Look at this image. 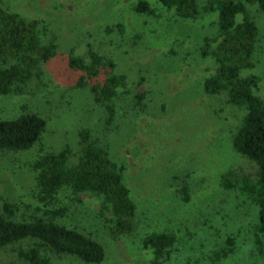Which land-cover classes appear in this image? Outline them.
Masks as SVG:
<instances>
[{
    "label": "rangeland",
    "instance_id": "obj_1",
    "mask_svg": "<svg viewBox=\"0 0 264 264\" xmlns=\"http://www.w3.org/2000/svg\"><path fill=\"white\" fill-rule=\"evenodd\" d=\"M12 1L11 7L21 14L44 21L59 46L57 54L38 63L37 74L22 91L0 94V118L15 117L24 110L45 117L40 138L29 148L0 150V211L7 201L12 205V219L43 214L51 205H44L35 195L30 162L41 151L64 144L76 152L78 129L104 123L103 106L93 103L86 88L76 85L81 71L67 66L70 48L86 59L85 50L91 43L112 56L117 69L127 74L126 89L130 90L115 99L110 137L101 134L99 139L105 142L117 137L110 148L123 158L124 181L137 206L135 230L115 235L103 218L109 213L100 212L98 197L79 193L76 200L61 191L54 206L67 209L55 220L94 236L103 245L104 258L86 263L46 250L48 264H152L151 251L141 245L140 236L159 229H172L176 236L162 264H210L211 251L229 236L233 250L217 264H264V235L261 252L254 242L256 205L237 190L220 185V175L226 170L255 175L253 162L230 144L243 110L228 104L224 93H204L199 84L212 62L200 58L197 47L203 36L214 34L216 12L177 19L158 0H146L152 14L135 12L132 5L137 0ZM196 1L203 4L207 0ZM246 7L256 23L257 40L254 66L242 73L259 76L253 92L261 96L264 16L253 3ZM115 24L121 26L120 31ZM106 26L111 28L107 31ZM142 90L144 110L138 109L132 97ZM175 177L187 182V201L175 194ZM32 240L2 246L0 264H28L18 257L17 249Z\"/></svg>",
    "mask_w": 264,
    "mask_h": 264
},
{
    "label": "trees",
    "instance_id": "obj_2",
    "mask_svg": "<svg viewBox=\"0 0 264 264\" xmlns=\"http://www.w3.org/2000/svg\"><path fill=\"white\" fill-rule=\"evenodd\" d=\"M158 1L171 9L177 19H194L202 12H216L214 34L203 36L197 47L200 58L212 62L199 84L204 93H224L228 104L243 110L231 133L230 144L235 152L253 162L255 175L226 170L220 175V185L237 190L256 205L254 242L261 252L264 235V90L261 96L256 95L253 87L259 76L243 74L242 71L254 66L257 40V26L246 3H253L264 16V0H207L203 4L196 0ZM13 2L0 0V94L22 91L30 78L37 74L38 63L57 54L59 46L55 34L48 30L44 21L21 14L11 7ZM132 9L137 13H153L146 0H137ZM115 25L120 31L121 26ZM110 28L106 26L107 31ZM85 55L86 59L70 48L66 52V63L69 68L81 71L76 85L86 88L92 102L103 106L106 112L104 123L78 129L76 152L64 144L56 150L41 151L30 162L35 195L44 205H51L43 210V214L15 220L11 218L12 205L7 201L2 203L0 248L20 239H33L30 245L17 249L18 257L28 264H48L46 250L71 255L86 263L100 262L104 258L103 245L94 236L55 220L56 215L59 217L67 209L64 205L54 206L59 193L64 190L76 200H79L76 196L79 193L98 197L100 212L109 213L103 218L108 220L110 231L115 235L130 234L135 230L137 206L124 181L123 158L110 148L111 143H117V137L105 142L99 139L101 134L109 136L108 125L116 113L115 99L119 94L130 92L126 89L127 74L117 69L112 56L91 43H88ZM262 78L264 80V72ZM144 94L143 90L132 93L140 110L146 108ZM44 125V116L28 110L15 117H1L0 150L29 148L40 138ZM73 156L75 160L70 159ZM173 179L175 194L181 201H187V182L179 177ZM175 239L172 229L150 230L141 234L140 243L150 249L152 264H162ZM233 245V238L226 237L222 245L209 254L210 264H217L233 250Z\"/></svg>",
    "mask_w": 264,
    "mask_h": 264
}]
</instances>
